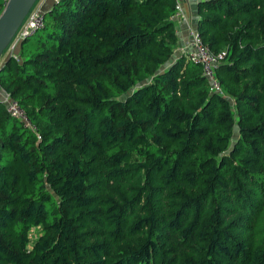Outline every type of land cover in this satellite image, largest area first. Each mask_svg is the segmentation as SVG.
Instances as JSON below:
<instances>
[{"label": "trees", "instance_id": "obj_1", "mask_svg": "<svg viewBox=\"0 0 264 264\" xmlns=\"http://www.w3.org/2000/svg\"><path fill=\"white\" fill-rule=\"evenodd\" d=\"M175 2L55 0L0 60L40 133L0 101V264H264V0H195L221 92Z\"/></svg>", "mask_w": 264, "mask_h": 264}, {"label": "built area", "instance_id": "obj_2", "mask_svg": "<svg viewBox=\"0 0 264 264\" xmlns=\"http://www.w3.org/2000/svg\"><path fill=\"white\" fill-rule=\"evenodd\" d=\"M6 1L7 0H2L3 4H5ZM175 1V11L172 16L173 18H177L182 15V0ZM43 24V10H41V8H31L24 17L20 26L17 28L15 32L16 36L14 33L13 36H15V38L10 45V49H12L19 40L27 35L32 34L36 29L42 27ZM189 34L191 36V48L183 52H185L186 57L189 60L200 64L202 74L209 81V89L212 91L221 92L222 89L220 87L219 81L215 77L214 69L218 62L223 58L225 51L220 50L218 52H213L206 44L203 43L200 35L196 32V30L190 29ZM11 53L13 52L10 51L9 54ZM0 91V101L4 103L9 115L18 119L24 127L30 129L35 134V136L39 138L40 133L38 132L37 127L29 119L26 112L19 105V103L15 99L11 98L4 90L0 89Z\"/></svg>", "mask_w": 264, "mask_h": 264}, {"label": "water", "instance_id": "obj_3", "mask_svg": "<svg viewBox=\"0 0 264 264\" xmlns=\"http://www.w3.org/2000/svg\"><path fill=\"white\" fill-rule=\"evenodd\" d=\"M35 0H7L0 11V54L9 44Z\"/></svg>", "mask_w": 264, "mask_h": 264}, {"label": "crops", "instance_id": "obj_4", "mask_svg": "<svg viewBox=\"0 0 264 264\" xmlns=\"http://www.w3.org/2000/svg\"><path fill=\"white\" fill-rule=\"evenodd\" d=\"M54 1L55 0H40L39 7L45 10L50 7L52 2ZM181 6L182 15L177 18L174 17L175 31L177 35V42L174 49L177 52V56L180 55L183 51H187L191 48V38L189 30L193 29V26L196 24L197 18L195 13V0H182Z\"/></svg>", "mask_w": 264, "mask_h": 264}, {"label": "rangeland", "instance_id": "obj_5", "mask_svg": "<svg viewBox=\"0 0 264 264\" xmlns=\"http://www.w3.org/2000/svg\"><path fill=\"white\" fill-rule=\"evenodd\" d=\"M39 1L40 0H35L32 8H40L39 7ZM41 10H44V9L41 8ZM194 26H193V29L192 30H195V27ZM39 35H40V33H38V36ZM15 36H16V33H15ZM15 36H13V38L10 40L9 44L6 46V48L0 54V60L3 59L4 57L8 56V54H9L10 51H12V52H15L16 51V45H14L12 49H10V45H11L12 41L14 40ZM190 38H191V36H190ZM33 40H35V37L29 38L25 42V46L27 47V46L31 45V43L33 42ZM175 56H177V52L174 49L172 58H174ZM38 230H39V227H35V226L30 229V236H31V238H33L38 233Z\"/></svg>", "mask_w": 264, "mask_h": 264}]
</instances>
